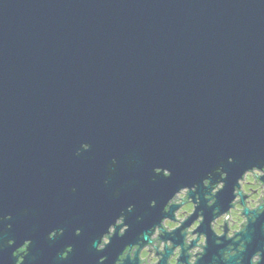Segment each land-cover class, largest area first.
<instances>
[{
	"label": "water",
	"instance_id": "1",
	"mask_svg": "<svg viewBox=\"0 0 264 264\" xmlns=\"http://www.w3.org/2000/svg\"><path fill=\"white\" fill-rule=\"evenodd\" d=\"M82 143L90 148L76 155ZM260 164L264 0H0V216L12 217L11 229L0 224V264H14L25 239L24 264H111L177 186L222 166L229 181L213 207L223 211L242 167ZM161 167L172 175H154ZM128 204L125 237L96 252ZM211 211L198 264L221 249ZM263 222L242 235L244 264ZM55 228L63 235L48 239Z\"/></svg>",
	"mask_w": 264,
	"mask_h": 264
},
{
	"label": "clouds",
	"instance_id": "2",
	"mask_svg": "<svg viewBox=\"0 0 264 264\" xmlns=\"http://www.w3.org/2000/svg\"><path fill=\"white\" fill-rule=\"evenodd\" d=\"M89 148L90 145L82 143L75 154L79 155L81 151H88ZM115 163L116 160L113 158L111 164ZM227 163H233L231 156L227 158ZM152 172L164 178L172 175L166 167L153 168ZM228 181L229 173L223 170L222 166H217L205 173L200 178L199 184L177 186L163 202L159 221L150 224L143 232L137 234L133 242L126 243L111 264H125L126 261L127 264H161V262L162 264H198L205 256L208 246L207 233L198 231L205 221V209L208 208L212 211L207 228L216 238L214 243L220 245L221 237L225 242L232 241L231 244L221 248L218 254L213 255L208 264H228V262L244 264V258L239 255L246 251V242L242 239V235L246 234L250 221L254 222L256 216L264 214V164L242 167L231 185L228 206L226 210L221 211L213 205L217 203L218 194L225 190ZM201 188L204 189L203 207H201V193L198 191ZM118 194V192L114 193V195ZM156 205V200L148 201L149 208H154ZM133 208V204H128L107 224L105 231L93 242L96 252L105 251L113 237H125L129 229V225L125 222V212H131ZM169 212H171L170 216ZM194 214V219L186 224ZM11 219L10 214L0 216V224H3L5 229H11V224L4 223ZM136 220L139 222L142 217L137 216ZM177 230H179L178 236ZM63 231L62 228L52 229L48 232L47 238L54 239L63 235ZM260 231L264 232V223L260 225ZM73 235H80V229H74ZM5 244L11 247L15 241L8 239ZM31 244L30 239H25L15 247L12 252V257L15 258L14 264H24V258L29 255ZM2 247L3 245H0V248ZM71 251V245H65L64 250L58 252V256L61 260L66 259ZM107 259V256H99L96 264H105ZM247 264H264V244H260L259 248L247 257Z\"/></svg>",
	"mask_w": 264,
	"mask_h": 264
},
{
	"label": "flooded vegetation",
	"instance_id": "3",
	"mask_svg": "<svg viewBox=\"0 0 264 264\" xmlns=\"http://www.w3.org/2000/svg\"><path fill=\"white\" fill-rule=\"evenodd\" d=\"M193 219H194V218H193ZM259 219H261L262 221H264V214L259 215ZM263 223H264V222H263ZM260 233H261V235H262V237H261V238H262V242H263L262 244H264V232H261V231H260ZM176 235L178 236V235H179V232H177ZM136 236H137V235H135V237H136ZM135 237H134L133 240H135ZM165 238H167V237H165ZM229 241H231V240H229ZM65 245H67V244L64 243V244L61 246V251L64 250V246H65ZM215 245H216V244H215ZM216 246H219L220 248L226 247L225 244H224V245H221V244H220V245H216ZM121 250H122V249H121Z\"/></svg>",
	"mask_w": 264,
	"mask_h": 264
}]
</instances>
